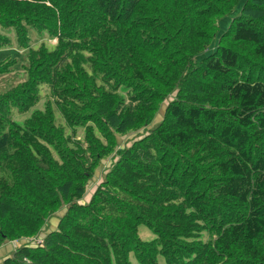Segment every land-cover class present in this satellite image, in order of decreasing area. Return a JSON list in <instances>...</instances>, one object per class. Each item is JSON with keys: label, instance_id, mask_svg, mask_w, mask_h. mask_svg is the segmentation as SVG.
<instances>
[{"label": "trees", "instance_id": "trees-1", "mask_svg": "<svg viewBox=\"0 0 264 264\" xmlns=\"http://www.w3.org/2000/svg\"><path fill=\"white\" fill-rule=\"evenodd\" d=\"M0 26L27 48L0 91V264H264V0H0Z\"/></svg>", "mask_w": 264, "mask_h": 264}, {"label": "rangeland", "instance_id": "rangeland-1", "mask_svg": "<svg viewBox=\"0 0 264 264\" xmlns=\"http://www.w3.org/2000/svg\"><path fill=\"white\" fill-rule=\"evenodd\" d=\"M237 12L238 11H234L232 16L237 14ZM229 17L231 18V15ZM1 27L2 26H0V32L8 37V39L11 42V47L9 49L0 50V59L3 60L6 58V56H10L12 59L15 58L18 60V63L13 67V69L11 71H9L8 73L0 74V91L3 92V91H6L8 88L14 86L18 82L24 81L26 74H25V71L23 70L22 63H23L24 54H25V52H27V48H24V47H21L18 45V43L16 42V36H15V32H14L13 28L9 27V28L3 29ZM41 41L44 42V44L49 49H53L55 42H56V40L53 38H50L46 32L38 33L33 28H29L28 29V44H29V46L32 48H35L41 43ZM119 91L122 94V96L125 97L126 91L124 90V88H120ZM46 93H48V89L46 87H42V91L40 92V96H42V99L34 106L33 109H43L44 102H45L44 98H46V96H48ZM165 105H166L165 102H163L161 104V108H160L159 112L157 113L155 119L152 121V124H155L158 121H160ZM33 109H31L27 112H24V113L13 111L12 112V118L18 122H21L23 119H25L26 117H28L30 115V113ZM77 134L79 137L83 136V129L78 128ZM134 136H135L134 133H131V134L123 136V137H118V139H117L118 145L122 147L123 145L126 144V140H129L130 138H132ZM109 163H110L109 158L102 160V164L99 166V168L96 170V172H94L92 178H90L87 189H86V193H85L84 197L80 200V202H84V201L89 200L92 192L94 191L95 187L97 186V184L101 180V177H102L101 175L103 173V169L105 167H107L109 165ZM139 236L143 240H149V239L153 238L152 232L144 226H141L139 228ZM5 244H6V242H5ZM10 244H12V243H10ZM2 246L4 247L5 245H2ZM12 246H13V244H12ZM1 262L2 261H0V263ZM135 264H138V263H135ZM159 264H165L163 259H159Z\"/></svg>", "mask_w": 264, "mask_h": 264}, {"label": "crops", "instance_id": "crops-1", "mask_svg": "<svg viewBox=\"0 0 264 264\" xmlns=\"http://www.w3.org/2000/svg\"><path fill=\"white\" fill-rule=\"evenodd\" d=\"M12 243V244H10ZM18 243L15 242H6V244H4L5 246H1L0 247V259H4L5 257L9 256V254L12 252V250L17 246ZM0 260V261H1Z\"/></svg>", "mask_w": 264, "mask_h": 264}]
</instances>
